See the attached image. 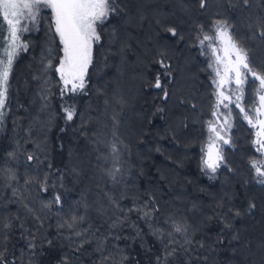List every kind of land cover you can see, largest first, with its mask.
<instances>
[{
  "label": "trees",
  "instance_id": "trees-1",
  "mask_svg": "<svg viewBox=\"0 0 264 264\" xmlns=\"http://www.w3.org/2000/svg\"><path fill=\"white\" fill-rule=\"evenodd\" d=\"M120 4L123 11L101 26L87 90L73 101L79 115L69 123L61 111L55 68L46 75L41 68L46 51L55 57L59 47L48 31L47 9L38 30L24 34L31 46L14 64L7 115L0 126V168H11L17 175L11 187L6 174L0 176V221L13 222L10 230L0 229V250L7 249L6 258L15 256L16 264H49L47 237L54 240L56 253L67 255L68 264H96L100 255L94 251L95 240L111 231L120 239L109 237L106 247L117 260L127 255L125 264H153L162 243L150 235L133 242L127 239L134 234L127 226L110 229L119 212L108 199L123 195L120 205L128 208L134 199L142 202L151 196L160 209L158 220L171 216L189 226L193 243L189 253L181 249L177 258L181 264H264V186L255 182L249 165L259 157L252 147V129L234 107L230 132L234 146H223L227 166L211 179L200 167L213 93L208 57L197 45L200 25L210 31L215 19L225 18L252 49L257 66L264 64V42L250 39L248 28L250 18L264 14V0H252L250 9L230 7L228 0H207L203 9L199 0H120ZM169 26H177L184 39L164 31ZM161 50L167 52L168 69L155 62ZM166 71L171 75H164ZM157 74L169 91L167 100L161 89L153 87ZM40 76L46 85L34 79ZM42 88L48 90L47 101L41 98ZM246 93L251 95L252 88L246 87ZM113 143L117 154L112 153ZM9 152L15 154L13 159ZM29 154L33 161L27 160ZM116 168L120 171L113 180L110 172ZM56 169L64 174V187L42 192L35 178ZM29 178L33 182L25 184ZM57 191L63 206L45 208ZM249 202L256 204L251 212ZM236 210L240 216L233 214ZM74 212L85 216L78 228L88 229L84 239L93 240L79 252L75 249L80 238L57 227ZM131 219L136 220L135 213ZM225 222L232 227L225 228ZM137 223L147 233L143 221ZM29 233L37 236L35 261L27 248ZM233 235L239 238L233 240ZM174 239L177 247L184 244V236L177 234Z\"/></svg>",
  "mask_w": 264,
  "mask_h": 264
},
{
  "label": "snow or ice",
  "instance_id": "snow-or-ice-1",
  "mask_svg": "<svg viewBox=\"0 0 264 264\" xmlns=\"http://www.w3.org/2000/svg\"><path fill=\"white\" fill-rule=\"evenodd\" d=\"M228 3L230 7L242 5L245 8H252V0H228ZM206 5L207 0H199L200 8L203 9ZM45 9L51 11L48 31L51 33L52 40L58 41L59 47L55 57L50 50L46 51L41 59V68L44 75L53 67L55 73L58 74L61 84L59 90L62 101L61 111L65 123L72 122L79 115L75 103L70 101H74L78 95L87 90L89 67L94 63V47L102 39L101 26L123 11L120 0H0V126L3 125L7 115L10 78L14 64L21 52L28 51L31 46L24 34L38 30L42 12ZM157 23L159 24L160 21L158 20ZM248 28L252 30L250 39L264 42V14H257L250 18ZM164 31L179 40L184 39L177 26L166 27ZM197 41L201 48V54L209 56L208 68L215 73L212 83L216 86L215 103L211 110L212 119L206 122L207 139L201 148V170L210 178H214L222 166H227L223 146H234L230 135L233 127L234 107L242 119L247 122V125L255 130L251 143L259 158L251 159L249 165L254 171L255 182L264 186V64L257 66L252 49L236 34L234 24L230 23L228 19H215L210 31H205L204 26L200 25ZM159 56L160 58L155 62L162 68L168 69L167 52L161 50ZM164 75L170 76L171 72L166 71ZM34 79L44 80V76L34 77ZM47 83V80H44V84ZM153 87L161 89L163 99L169 98V91L162 84L160 74H157ZM246 87L252 88L251 95L246 93ZM47 91V88L41 89V98L44 101L48 100ZM221 108L226 111H220ZM156 111L163 112L164 109L157 108ZM111 150L113 154H117L119 151L115 143L111 145ZM159 150L157 149V151ZM14 156V153H8L10 159H13ZM34 159L35 157L31 154L27 156L28 161ZM49 168L51 169V165ZM119 171V168L111 170L110 174L113 176V180H115V173ZM4 174H6L8 186L11 187L12 183L17 180L16 173L11 168H0V176ZM63 179L64 174L56 169L51 174L46 173L42 177H36L35 182L42 192H48L50 188L59 187L62 189L64 187ZM32 182V178L25 180V184ZM12 193L13 196H17L18 190L13 188ZM125 198L123 195L119 198L108 197L111 207L119 212V215H115L111 219L109 228L117 229L125 226L131 228L134 234L127 239L133 242L144 241L146 235L160 241L163 247L155 254L153 264H169L170 261H173L174 264H181L177 259L181 249L187 254L191 251L190 245L193 243L188 235L189 226L187 223L178 221L171 216L163 221L158 220L160 209L154 197L149 196L142 202L139 201V198L134 199L131 207L123 208L120 201ZM53 206H63L62 196L58 191L48 203L44 204L45 208ZM255 207L254 202H249L248 211H253ZM28 211L32 210L28 209ZM229 212L232 210L230 209ZM133 213L136 214L135 221L131 219ZM233 214L241 215L239 210ZM226 215L227 213L221 216V219H224ZM15 219L18 220L19 217ZM35 219L41 226L43 225V220L39 216ZM84 220V215L74 212L57 225L58 229L66 228L72 235L80 238V244L75 249L76 252H79L85 243H93L92 239H84L88 234V229L78 230ZM137 221H143L147 227V233L139 227ZM161 223L171 230L166 232L160 226ZM12 227L13 222L10 218L0 221V229L10 230ZM19 227L23 230V223ZM224 227L231 228L232 226L225 222ZM96 231L99 232V229ZM177 234L184 236V244L179 247L176 246L177 242L174 239ZM92 235L95 236V233ZM28 236L27 248L30 250L31 260L35 261L37 236L34 233H29ZM109 237L120 239V236L114 235L110 231L107 236L97 237L95 240L94 251L100 255L96 264H114V262L115 264H125L129 259L127 255H123L117 260L116 256L107 251L106 241ZM165 238H167L166 242ZM238 238L236 235L232 237L233 240ZM7 239L8 236L5 234L3 240L7 241ZM218 242L222 243L223 241ZM44 243L49 249V264H68L67 255H59L55 252L53 239L45 237ZM197 243L199 248L204 247L202 242ZM141 246L143 247V244ZM6 251L7 249L0 250V264H16L17 258L13 256L11 260L7 259ZM118 251L123 252V249H118ZM147 251L150 252L151 249L149 248ZM57 256H59L58 259Z\"/></svg>",
  "mask_w": 264,
  "mask_h": 264
},
{
  "label": "rangeland",
  "instance_id": "rangeland-1",
  "mask_svg": "<svg viewBox=\"0 0 264 264\" xmlns=\"http://www.w3.org/2000/svg\"><path fill=\"white\" fill-rule=\"evenodd\" d=\"M47 11H48V17H49V20H50V22H51V11L50 10H48L47 9ZM211 29V28H210ZM211 34V33H210ZM197 45H198V47H199V49H200V51H201V48H200V46H199V44H198V41H197ZM207 57H208V63H209V56L208 55H206ZM210 72H211V83H212V80L215 78V73L213 72V70L212 69H210ZM57 76H58V74H57ZM59 78V77H58ZM60 87H61V84L59 83V88L58 89H60ZM215 90H216V86L212 83V93H213V101H212V105L215 103V95H214V92H215ZM70 102H73V101H70ZM212 110V109H211ZM220 111H226L225 109H223V108H221L220 109ZM211 119H212V117H211ZM207 139V138H206ZM206 141V140H205ZM205 143V142H204ZM204 145V144H203ZM203 147V146H202ZM203 174L207 177V178H210L209 177V175H206L204 172H203ZM211 179V178H210Z\"/></svg>",
  "mask_w": 264,
  "mask_h": 264
},
{
  "label": "flooded vegetation",
  "instance_id": "flooded-vegetation-1",
  "mask_svg": "<svg viewBox=\"0 0 264 264\" xmlns=\"http://www.w3.org/2000/svg\"><path fill=\"white\" fill-rule=\"evenodd\" d=\"M254 132H255V130L252 129V140L254 139Z\"/></svg>",
  "mask_w": 264,
  "mask_h": 264
}]
</instances>
